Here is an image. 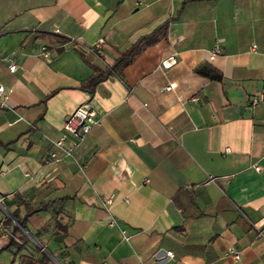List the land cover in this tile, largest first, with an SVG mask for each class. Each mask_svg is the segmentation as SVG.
Masks as SVG:
<instances>
[{
    "label": "crops",
    "instance_id": "crops-1",
    "mask_svg": "<svg viewBox=\"0 0 264 264\" xmlns=\"http://www.w3.org/2000/svg\"><path fill=\"white\" fill-rule=\"evenodd\" d=\"M164 22L120 73L81 86ZM0 82V246L19 193L66 197L60 240L50 210L28 229L70 264H264V100L250 102L264 93V0H0ZM82 103L96 123L73 156L46 163ZM29 241L21 252L35 257ZM230 245L240 259L223 256Z\"/></svg>",
    "mask_w": 264,
    "mask_h": 264
},
{
    "label": "trees",
    "instance_id": "trees-1",
    "mask_svg": "<svg viewBox=\"0 0 264 264\" xmlns=\"http://www.w3.org/2000/svg\"><path fill=\"white\" fill-rule=\"evenodd\" d=\"M166 23L159 24L151 32L139 36L129 48L122 51V53L116 58L110 65L105 67L94 66L93 72L90 76L81 84L83 88L92 91L95 85L110 73H120L122 68L130 63L135 55L142 50L146 45L154 42L159 35L165 30ZM59 49L58 51H60ZM198 73H202L212 79L220 80L222 75L217 69L210 64H200L196 67ZM2 141L0 140V143ZM3 143V142H2ZM66 197H56L49 200H40L34 202L30 199L25 198L23 195L16 193L14 203L16 204L15 209L9 211L10 215H4L1 223L8 227L11 234L9 240L0 246V254L2 251L8 250L12 252V261L16 260L19 264H47L51 262V256L56 258L59 264H70L61 260L57 257L56 253L52 251L47 245L43 244L42 241L38 240V244L35 248L38 252L37 256L21 252L25 247V244L29 241V229L28 221L35 215L39 210H50L54 216L55 229L54 234L58 240H60L68 230V224L65 223L60 213L63 209L64 201ZM23 209V213H21ZM17 236L21 242L16 240L14 236ZM32 235V234H31ZM51 255V256H50ZM66 256L65 252L61 253V257Z\"/></svg>",
    "mask_w": 264,
    "mask_h": 264
},
{
    "label": "built area",
    "instance_id": "built-area-1",
    "mask_svg": "<svg viewBox=\"0 0 264 264\" xmlns=\"http://www.w3.org/2000/svg\"><path fill=\"white\" fill-rule=\"evenodd\" d=\"M100 42H95L94 46H98ZM221 48L215 46L210 52V59L214 57L215 54L219 53ZM44 55L47 56L48 52L45 50ZM16 68V64L11 62L9 64V69L13 71ZM171 85H175V82H171L166 88ZM6 88L3 83L0 82V103L5 104L6 99ZM264 100V93L259 92L250 97L251 104H257L258 102ZM96 110L88 103L79 104L68 116L64 119L62 124L63 133L57 139L52 140V148L47 152L44 157L46 163H52L60 160L63 157L73 156L76 146L84 139L85 135L90 131L91 127L96 123ZM113 194H109L104 199V205L109 208L113 201ZM2 198H0V207H2ZM109 224L116 225L121 234L122 238L126 241L130 240V234L127 232L126 228L122 226L118 220L111 216ZM7 232L11 234L9 229L5 228ZM16 240L21 242V240L13 235ZM169 256H173L171 250H167ZM224 257H230L233 260H238L241 257V252L238 248L233 245L227 247L223 252Z\"/></svg>",
    "mask_w": 264,
    "mask_h": 264
},
{
    "label": "rangeland",
    "instance_id": "rangeland-1",
    "mask_svg": "<svg viewBox=\"0 0 264 264\" xmlns=\"http://www.w3.org/2000/svg\"><path fill=\"white\" fill-rule=\"evenodd\" d=\"M1 204L4 205L5 202L2 201ZM29 242H30V243H29V247H30L31 249L26 248L27 251L30 252V253H35V252H36V248H35V246H36V245H39L38 242H37L36 240H34L33 238H30V241H29ZM55 251H56L57 257L59 258L60 251H58V250H56V249H55ZM2 252H3V251H2ZM2 252H1V253H2ZM0 264H2L1 254H0ZM50 264H59V262H58L56 259L51 258V263H50Z\"/></svg>",
    "mask_w": 264,
    "mask_h": 264
},
{
    "label": "water",
    "instance_id": "water-1",
    "mask_svg": "<svg viewBox=\"0 0 264 264\" xmlns=\"http://www.w3.org/2000/svg\"><path fill=\"white\" fill-rule=\"evenodd\" d=\"M172 60V59H171ZM167 62V61H166ZM166 62H164V63H166ZM51 256V255H50ZM52 258H54V257H52Z\"/></svg>",
    "mask_w": 264,
    "mask_h": 264
}]
</instances>
